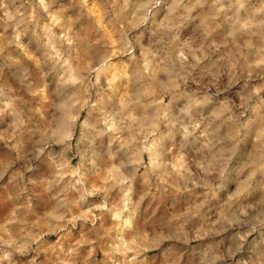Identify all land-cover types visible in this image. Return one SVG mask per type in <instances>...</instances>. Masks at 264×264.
Returning a JSON list of instances; mask_svg holds the SVG:
<instances>
[{"label":"clouds","instance_id":"obj_1","mask_svg":"<svg viewBox=\"0 0 264 264\" xmlns=\"http://www.w3.org/2000/svg\"><path fill=\"white\" fill-rule=\"evenodd\" d=\"M0 264H264V0H0Z\"/></svg>","mask_w":264,"mask_h":264}]
</instances>
